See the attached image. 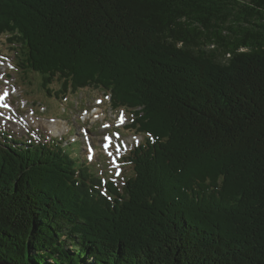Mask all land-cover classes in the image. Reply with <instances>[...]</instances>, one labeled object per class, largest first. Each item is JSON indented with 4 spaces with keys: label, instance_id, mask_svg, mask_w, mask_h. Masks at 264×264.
Wrapping results in <instances>:
<instances>
[{
    "label": "trees",
    "instance_id": "obj_1",
    "mask_svg": "<svg viewBox=\"0 0 264 264\" xmlns=\"http://www.w3.org/2000/svg\"><path fill=\"white\" fill-rule=\"evenodd\" d=\"M3 32L144 139L118 187L0 131V261L264 264V0H0Z\"/></svg>",
    "mask_w": 264,
    "mask_h": 264
},
{
    "label": "rangeland",
    "instance_id": "obj_2",
    "mask_svg": "<svg viewBox=\"0 0 264 264\" xmlns=\"http://www.w3.org/2000/svg\"><path fill=\"white\" fill-rule=\"evenodd\" d=\"M14 7H19L18 3H15ZM19 10L22 11V15L25 18L31 16L30 13L29 16L26 13L27 6L21 7ZM29 10H31L30 7ZM10 37L11 34L8 32L0 33V94L5 95V99L3 100L4 105L0 106V127L22 140L28 139V135L30 134H32L35 139H39L40 134H45L48 138L58 136L61 141H64L63 145L65 149L76 160L85 161L86 164L92 165L99 174L102 173L105 177H110L118 184H121L125 172L129 170V164H126L122 160L121 166L123 168V173L119 176L115 174L116 168H119V163L116 160V165L112 163V159L108 157V155L103 159L100 155L95 156L96 164L92 161L88 162L86 161L85 149L82 151L83 141L81 139L73 140L72 136L79 133L80 127L86 124L88 125L87 128L91 131L88 133L91 142L96 144L97 150H102L101 144L103 143V139H105L104 135L111 132L114 133L115 127H117L114 115L118 112L123 114L126 118V124L120 125V130H122L126 136L114 141V145L108 150L115 159L119 154L116 152L114 146L117 147L118 152L124 155L127 149H131L136 145L135 143H137L134 142L133 144L132 141H130L135 132L127 129V127L125 128L132 117L119 110L117 107L114 108L118 110H113L110 107L111 105L113 106V95L111 101L106 100L105 103L100 106L99 110L97 109L98 106L92 108L95 118L91 116V112H89L87 116H84L83 111L86 106L80 104L78 107L76 105V97L83 89H80V91L69 90L75 93L70 92L63 96L64 93L60 91L62 87L61 81L55 80L51 82L46 79L47 74L40 73L32 68L25 69L23 67L24 60L21 62V59L18 61V57H15L19 54V51L15 49V47H20L21 43H13ZM49 88H52V93H49ZM84 90H86V97L88 99H90L88 97L89 92H91L92 95L97 94L96 89L84 88ZM62 96L63 98L68 96L66 102L62 101ZM75 100L76 102L74 103ZM89 104L90 102L88 101L87 106ZM23 106H25V108H23ZM42 107L46 108L41 109ZM33 110H35L36 115L33 114ZM3 116L8 118H4ZM49 118L67 119L68 122L64 120L51 122ZM110 118H112V120H109ZM107 119L108 122H104ZM68 124H70L69 126L71 129L66 134L65 130L68 129ZM76 126L79 127L78 132ZM62 135H65L64 140L63 137H61ZM135 135L137 139L143 138L141 135H137V133ZM68 140L72 142L67 143L66 141ZM118 142L125 147L121 149L119 145H117ZM102 152L106 153L105 150L101 151V153Z\"/></svg>",
    "mask_w": 264,
    "mask_h": 264
},
{
    "label": "water",
    "instance_id": "obj_3",
    "mask_svg": "<svg viewBox=\"0 0 264 264\" xmlns=\"http://www.w3.org/2000/svg\"><path fill=\"white\" fill-rule=\"evenodd\" d=\"M0 264H15V263H12V262H9V261H0Z\"/></svg>",
    "mask_w": 264,
    "mask_h": 264
},
{
    "label": "bare ground",
    "instance_id": "obj_4",
    "mask_svg": "<svg viewBox=\"0 0 264 264\" xmlns=\"http://www.w3.org/2000/svg\"><path fill=\"white\" fill-rule=\"evenodd\" d=\"M20 77V76H19ZM0 104H2V101L0 100ZM5 132V131H4ZM54 135V134H53ZM60 136V135H59ZM9 137V136H8ZM4 139V138H3ZM7 139V138H6ZM57 145V144H56ZM50 146V145H49Z\"/></svg>",
    "mask_w": 264,
    "mask_h": 264
}]
</instances>
